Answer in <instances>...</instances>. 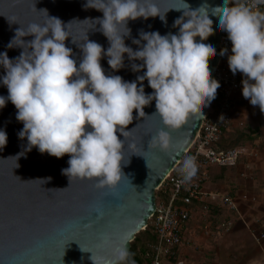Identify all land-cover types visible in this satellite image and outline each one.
<instances>
[{"label": "clouds", "instance_id": "obj_1", "mask_svg": "<svg viewBox=\"0 0 264 264\" xmlns=\"http://www.w3.org/2000/svg\"><path fill=\"white\" fill-rule=\"evenodd\" d=\"M183 3L187 11L175 9L183 10V16L173 24L179 29L178 34L162 36L159 32L141 31L140 39L132 42L146 43L134 52L123 39L130 34L129 20L159 17L166 23L165 15L160 14L153 0H87L85 10L103 13V18L92 22L100 25L98 30L110 46L105 51L88 39L77 44L82 52L78 67L72 49L65 46L69 36L58 18H49L44 11L48 18L45 25L33 23L26 30H17L8 48H21L20 55L10 60L6 52L0 53V66L5 71L0 81L8 91L6 98L0 96V109L10 101L17 110V121L23 124L18 137L26 138L27 145L19 155L32 148L57 159L67 155L69 167L62 174L69 178V184L74 179H95L97 189L115 192L126 178L122 164L128 163L123 162L125 139H119L117 133L128 137L130 131L126 129L133 122V112L137 119L144 116V108L153 100V115L160 117L168 131L161 129L152 136L148 148L168 153L172 148L170 130L182 128L192 116L204 117V109L216 98L220 87L211 78L209 68L216 50L204 43L214 34L209 6L190 10L184 0ZM260 4L264 0H252L251 5L224 0V6L212 9V15L218 18L220 31L227 33L232 44L227 62L233 75L239 72L244 77L243 98L264 114V13L253 10ZM121 28L126 30L125 34H121ZM18 36L20 44L14 45ZM25 36L34 39L25 43ZM227 51L222 49L220 55ZM125 54L129 60L142 61L140 65L132 64L134 72L146 69L142 76H137L140 87L137 81L125 82L118 75H106L101 66V59L107 57L110 68L118 71L124 66ZM144 80L153 90L150 95L145 94ZM6 144V132L0 130V148ZM197 172L195 158L188 156L179 168L180 183L190 184ZM97 215L102 214L98 211ZM129 255L126 245H119L111 259L101 258L94 264H121Z\"/></svg>", "mask_w": 264, "mask_h": 264}, {"label": "water", "instance_id": "obj_2", "mask_svg": "<svg viewBox=\"0 0 264 264\" xmlns=\"http://www.w3.org/2000/svg\"><path fill=\"white\" fill-rule=\"evenodd\" d=\"M86 2L0 0V53L6 52L10 60H15L22 49H9L8 45L16 31L21 28L26 30L33 23L45 25L48 22L47 14L49 18H58L65 26L69 36L65 46L72 49V58L77 61V67L82 58L77 44H84L88 39L107 51L110 46L107 38L98 30L100 25L92 22L103 18V13L95 9L85 10ZM153 2L160 14L165 15L166 23L159 17L129 20L127 28L130 34L123 39L125 46L134 52L146 43L141 41L137 45L132 42L140 39L141 31L159 32L162 36L178 34L179 29L173 27L174 21L183 16V10L187 11L183 0ZM184 2L190 6V10L204 4L209 6L214 34L204 43L211 44L216 50L215 58L209 60L213 79L220 58L222 32L218 27V18L212 15V9L223 7L224 0ZM120 31L121 34L126 32L124 28ZM20 39L18 36L14 45H19ZM22 39L27 43L34 37L25 36ZM197 42H200L199 38ZM100 63L106 75H118L125 82L137 81V76H142L146 71L134 72L132 64L140 65L142 61L129 60L127 54L124 56V66L118 71L110 68L107 57L102 58ZM4 75L5 71L0 66V77ZM137 85L141 86L139 81ZM142 86L146 95L152 94L147 80L143 81ZM7 95V88L0 81V96L6 98ZM155 111L153 100L144 108V116L137 119V113L133 112V122L126 129L130 131L128 137L117 133L119 139H125L123 162L128 163L126 166L122 164V171L126 178L122 179L115 192H109L107 189H97L95 179H74L69 184V178L62 174V170L69 167L70 157L67 155L57 159L32 148L20 156L27 140L19 139L18 133L23 129V124L16 119L14 105L7 102L0 109V130L7 135L6 146L0 148V264H94L101 258L111 259L113 250L119 245H126L130 253L136 235L145 230L156 209V191L190 148L204 119L192 116L182 128L170 130L172 148L164 153L156 148H148L152 136L161 129L168 131L160 117L153 115ZM40 180L47 182L43 184ZM52 189L66 190L50 191ZM98 211L102 215L98 216Z\"/></svg>", "mask_w": 264, "mask_h": 264}, {"label": "crops", "instance_id": "obj_3", "mask_svg": "<svg viewBox=\"0 0 264 264\" xmlns=\"http://www.w3.org/2000/svg\"><path fill=\"white\" fill-rule=\"evenodd\" d=\"M237 97L231 127L219 147L242 145L251 151L236 166L210 169L204 185L207 197L193 206L183 230L177 260L184 264H264V114L243 98L242 91ZM239 130L248 135L238 139ZM209 194L234 198L237 211L212 201ZM206 204L208 212L202 208ZM224 221L232 222L228 230L219 229Z\"/></svg>", "mask_w": 264, "mask_h": 264}, {"label": "built area", "instance_id": "obj_4", "mask_svg": "<svg viewBox=\"0 0 264 264\" xmlns=\"http://www.w3.org/2000/svg\"><path fill=\"white\" fill-rule=\"evenodd\" d=\"M230 4L233 0H229ZM240 3L252 4V0H239ZM253 10L264 13V4L258 5ZM232 44L228 40L227 33L222 32L219 53L227 49L224 56L220 55L213 80L220 87L217 89L216 98L211 102V109L206 110L199 133L194 142L181 160L167 176L159 188L161 197L156 196V209L148 221L145 230L151 228L156 236V241L149 245V264H184L177 260L178 249L183 243V230L191 218L193 206L197 202H203L207 197L204 185L210 178V169L214 166L233 167L241 158L249 153L247 147L238 146L222 149L220 142L231 127L233 115L238 105V93L242 91L243 75L237 72L235 75L228 66V56L231 55ZM223 117V119H220ZM195 158L198 172L190 184H181L179 168L185 158ZM208 198L231 211H237L234 198L228 195L209 194ZM203 211L208 212L209 204L202 206ZM232 226L231 221L219 224L220 230H228Z\"/></svg>", "mask_w": 264, "mask_h": 264}, {"label": "trees", "instance_id": "obj_5", "mask_svg": "<svg viewBox=\"0 0 264 264\" xmlns=\"http://www.w3.org/2000/svg\"><path fill=\"white\" fill-rule=\"evenodd\" d=\"M155 241L156 236L152 233L151 228L138 233L132 242L128 260L121 262V264H131V262H134V264H149V245Z\"/></svg>", "mask_w": 264, "mask_h": 264}, {"label": "rangeland", "instance_id": "obj_6", "mask_svg": "<svg viewBox=\"0 0 264 264\" xmlns=\"http://www.w3.org/2000/svg\"><path fill=\"white\" fill-rule=\"evenodd\" d=\"M211 103H210V105L207 107V109L208 110H210L211 109ZM246 130V129H245ZM238 133V135H239V138L238 139H242V138H244V136L246 135H248V132L247 131H245V132H243V131H238L237 132ZM249 138V137H248ZM240 146H242V145H240ZM248 151H251V149L250 148H248ZM161 193H160V191L159 190H157L156 191V196H158V197H161V195H160ZM146 241H148V239H146Z\"/></svg>", "mask_w": 264, "mask_h": 264}]
</instances>
